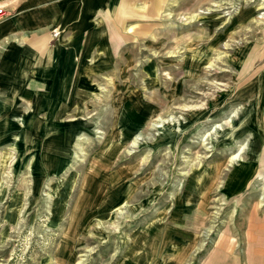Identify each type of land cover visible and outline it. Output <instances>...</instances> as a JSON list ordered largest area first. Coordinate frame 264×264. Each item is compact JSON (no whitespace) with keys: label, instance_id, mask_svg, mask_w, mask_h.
Instances as JSON below:
<instances>
[{"label":"rangeland","instance_id":"1","mask_svg":"<svg viewBox=\"0 0 264 264\" xmlns=\"http://www.w3.org/2000/svg\"><path fill=\"white\" fill-rule=\"evenodd\" d=\"M164 21L77 97L68 159L0 142V264H264V0Z\"/></svg>","mask_w":264,"mask_h":264},{"label":"crops","instance_id":"2","mask_svg":"<svg viewBox=\"0 0 264 264\" xmlns=\"http://www.w3.org/2000/svg\"><path fill=\"white\" fill-rule=\"evenodd\" d=\"M186 1L0 0V142L16 132L40 154L41 138H55L56 153L68 154L74 124L63 118L77 97L97 90L94 81L120 90L118 81L130 78L122 65H137L140 49L152 51L165 16Z\"/></svg>","mask_w":264,"mask_h":264},{"label":"built area","instance_id":"3","mask_svg":"<svg viewBox=\"0 0 264 264\" xmlns=\"http://www.w3.org/2000/svg\"><path fill=\"white\" fill-rule=\"evenodd\" d=\"M4 7H0V16L5 15Z\"/></svg>","mask_w":264,"mask_h":264}]
</instances>
